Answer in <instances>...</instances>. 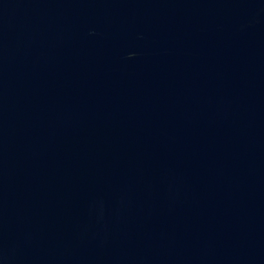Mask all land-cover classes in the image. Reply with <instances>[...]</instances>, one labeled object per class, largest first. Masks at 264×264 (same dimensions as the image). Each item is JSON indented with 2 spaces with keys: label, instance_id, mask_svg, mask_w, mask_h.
<instances>
[{
  "label": "water",
  "instance_id": "1",
  "mask_svg": "<svg viewBox=\"0 0 264 264\" xmlns=\"http://www.w3.org/2000/svg\"><path fill=\"white\" fill-rule=\"evenodd\" d=\"M0 264H264V0H0Z\"/></svg>",
  "mask_w": 264,
  "mask_h": 264
}]
</instances>
